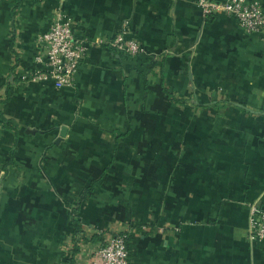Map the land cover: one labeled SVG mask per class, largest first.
<instances>
[{
	"label": "crops",
	"instance_id": "crops-1",
	"mask_svg": "<svg viewBox=\"0 0 264 264\" xmlns=\"http://www.w3.org/2000/svg\"><path fill=\"white\" fill-rule=\"evenodd\" d=\"M197 1L0 0V264H85L119 232L129 264H264V42ZM57 11L89 42L59 89L34 78Z\"/></svg>",
	"mask_w": 264,
	"mask_h": 264
},
{
	"label": "built area",
	"instance_id": "built-area-1",
	"mask_svg": "<svg viewBox=\"0 0 264 264\" xmlns=\"http://www.w3.org/2000/svg\"><path fill=\"white\" fill-rule=\"evenodd\" d=\"M205 15L226 14L233 16L249 33L257 34L264 42V10L257 0H198ZM41 52L36 62L46 65L45 71H37L34 78L50 80L57 89L68 86L80 62L88 51L89 42L77 38L72 22L57 11L46 31L40 35ZM101 43V41H97ZM109 44L125 55L144 51L141 43L122 28ZM248 233L259 240L264 239V209L252 205L248 219ZM127 233L119 232L98 246L85 264H129Z\"/></svg>",
	"mask_w": 264,
	"mask_h": 264
},
{
	"label": "trees",
	"instance_id": "trees-1",
	"mask_svg": "<svg viewBox=\"0 0 264 264\" xmlns=\"http://www.w3.org/2000/svg\"><path fill=\"white\" fill-rule=\"evenodd\" d=\"M19 1V0H17ZM72 226H73V229L75 232H78L79 231V220L78 219H73L72 222H71Z\"/></svg>",
	"mask_w": 264,
	"mask_h": 264
}]
</instances>
